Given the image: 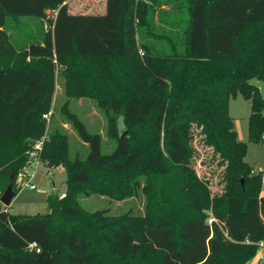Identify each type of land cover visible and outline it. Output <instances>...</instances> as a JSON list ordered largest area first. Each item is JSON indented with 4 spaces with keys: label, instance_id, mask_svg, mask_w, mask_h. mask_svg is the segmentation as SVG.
<instances>
[{
    "label": "trees",
    "instance_id": "16d2710c",
    "mask_svg": "<svg viewBox=\"0 0 264 264\" xmlns=\"http://www.w3.org/2000/svg\"><path fill=\"white\" fill-rule=\"evenodd\" d=\"M67 2L0 0V199L46 133L57 68L69 99L92 98L105 112L116 147L103 154L101 135L65 103L66 121L90 151L73 160L66 135L45 140L40 161L66 168V193L47 198V214L0 208V264H245L264 242V172L245 161L229 100L251 101L248 140L264 142V98L251 83H264V0H106L95 16L70 14ZM170 5L189 14L183 38L156 36L168 41L164 49L140 43L139 24L150 26L148 16ZM48 9L57 14L43 41L16 48L7 20H40ZM197 137L223 167L220 194L196 171ZM133 171L148 175L145 192L162 198L159 207L184 209L177 226L81 207V195H126L117 179Z\"/></svg>",
    "mask_w": 264,
    "mask_h": 264
},
{
    "label": "rangeland",
    "instance_id": "374dc122",
    "mask_svg": "<svg viewBox=\"0 0 264 264\" xmlns=\"http://www.w3.org/2000/svg\"><path fill=\"white\" fill-rule=\"evenodd\" d=\"M67 6L69 13L73 15H95L103 11L104 0H68ZM56 14L57 10L48 9L45 17L40 20L35 18H9L5 29L8 31L14 46L18 49L24 48L32 42L43 41V33L52 28ZM148 19L151 22L150 26H147V22L142 23V25L141 23L139 24V42L146 45H155L158 49H164L168 46V43H166L168 41L166 39L165 41H160L156 36L166 34L173 38L179 36L182 39L184 31L188 30L190 17L185 8H176V6L170 5L161 8L157 7L154 13L150 17L148 16ZM64 81L60 68H57L51 115H49L47 120V130L43 137L48 139L52 133L58 131L68 138L69 156L71 159L74 160L77 157L85 159L87 157L90 151L89 146L80 139L70 123L66 121L62 112L65 103L69 101V110L82 120L88 131L92 134L101 135L102 153L106 155L113 153L116 143L114 139L108 136L109 120L105 112L92 98L69 99L64 90ZM251 83L260 89L264 98V83L258 79L252 80ZM251 106V101L245 99L241 94L231 97L229 100V114L234 120L238 139L247 144L245 161L253 168L252 173L257 174L264 172V142L255 144L248 140ZM118 129L121 137L125 132L122 117L118 119ZM195 145L200 154L194 163V165L196 164L197 173L210 182L213 194H220L224 188V181L222 178L223 167L218 164L219 159L215 157L212 150L200 145L198 137ZM28 180H31L35 189H31L30 186H24ZM135 180L138 185L136 190H134ZM66 181L67 171L63 165L48 168L46 162L29 158L26 167L20 172L15 181L14 190L19 193L13 199L8 210L16 215L34 216L49 213L50 208L47 198L50 195H64L67 189ZM117 182L126 184V195H121L120 197L100 193L81 195L79 197L81 207L88 212L107 211L112 216L130 214L138 225L146 224L150 221L156 222L165 218L170 219L174 226L180 223L181 216L185 212L184 209L179 207L177 212H173L166 206L159 207L162 198L146 194L145 188L148 185V175L138 174V171H133L129 175L118 178ZM262 184L260 197H264V179ZM151 190L156 192L154 188H151ZM0 208L4 209L5 206L1 203ZM206 214L209 223L214 220L212 211H208ZM244 244L252 245L248 241ZM244 255L242 254V256ZM262 256L264 257V242L259 243L254 257L245 264H261ZM236 258L240 260L241 255H237ZM148 264H157V261L154 257H151Z\"/></svg>",
    "mask_w": 264,
    "mask_h": 264
},
{
    "label": "built area",
    "instance_id": "2783aa9c",
    "mask_svg": "<svg viewBox=\"0 0 264 264\" xmlns=\"http://www.w3.org/2000/svg\"><path fill=\"white\" fill-rule=\"evenodd\" d=\"M142 53V52H141ZM49 115H51V113H49L48 115H45V118L48 120L49 119ZM46 138L43 137L41 140L37 141L30 154H29V158L30 159H38L40 161V153L42 151V148H43V144L45 142ZM24 186H30L31 189H35V186L32 184L31 180H28L27 182H25ZM213 221V220H212ZM211 221V222H212ZM31 250L32 249H36L37 252H40V249L37 247V244L36 243H32L30 244V247H29ZM261 261L263 262L264 261V257L262 256L261 257Z\"/></svg>",
    "mask_w": 264,
    "mask_h": 264
},
{
    "label": "water",
    "instance_id": "95a60500",
    "mask_svg": "<svg viewBox=\"0 0 264 264\" xmlns=\"http://www.w3.org/2000/svg\"><path fill=\"white\" fill-rule=\"evenodd\" d=\"M48 168H51V165H50V164H48ZM16 196H17V195H16V193L14 192L12 185L10 184V185L7 187V189H6L5 193L3 194V196L1 197L0 202H1L5 207L9 208L10 205H11V203H12V201H13V199H14Z\"/></svg>",
    "mask_w": 264,
    "mask_h": 264
},
{
    "label": "crops",
    "instance_id": "0c3cea01",
    "mask_svg": "<svg viewBox=\"0 0 264 264\" xmlns=\"http://www.w3.org/2000/svg\"><path fill=\"white\" fill-rule=\"evenodd\" d=\"M103 11L99 14H95V15H104L106 13V0H104V6H103ZM95 15H92V16H95Z\"/></svg>",
    "mask_w": 264,
    "mask_h": 264
}]
</instances>
